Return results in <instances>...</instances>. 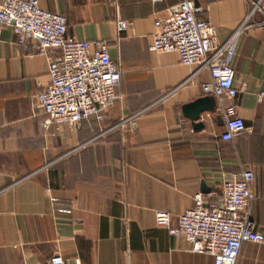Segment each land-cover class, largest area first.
Listing matches in <instances>:
<instances>
[{
	"label": "crops",
	"instance_id": "obj_1",
	"mask_svg": "<svg viewBox=\"0 0 264 264\" xmlns=\"http://www.w3.org/2000/svg\"><path fill=\"white\" fill-rule=\"evenodd\" d=\"M194 1L216 27L218 44L255 2L264 6V0ZM176 2L39 0L66 17L67 36L106 41L121 71L114 104L79 128L43 127L46 114L33 104L50 80L47 57L34 50L36 40L21 46L12 26L0 24V264H45L54 254L67 264H213L212 256L156 226L154 212H170L175 224L195 194L219 200L223 181L246 168L254 174L249 218L264 233V108L256 98L264 81L263 15L256 11L233 39L239 90L233 103L247 130L224 140L214 96V110L201 113L202 128L183 114L185 104L205 95L209 72L151 47L155 19ZM119 18L132 27L118 33ZM139 111L134 125L101 134ZM237 263L264 264V246L243 243Z\"/></svg>",
	"mask_w": 264,
	"mask_h": 264
},
{
	"label": "built area",
	"instance_id": "obj_2",
	"mask_svg": "<svg viewBox=\"0 0 264 264\" xmlns=\"http://www.w3.org/2000/svg\"><path fill=\"white\" fill-rule=\"evenodd\" d=\"M203 10L194 0H177L168 8L166 16L155 19L151 47L156 52H176L182 64L198 65L199 70L209 72L210 79L201 87L205 95L216 98V110L224 124L221 138L228 140L247 130L233 103L239 92L230 64L236 49L233 39L256 11L263 15L264 32V6L255 2L232 36L221 44L216 42V27L199 15ZM0 24L12 26L21 46H26L30 39L36 40L34 50L47 57L50 80L35 95L33 104L46 114L42 122L44 128L63 122L79 128L81 120L90 116L97 120L103 118L117 99L115 88L121 77L106 41L67 36L66 17L42 8L39 0H0ZM132 25V21L122 18L115 21L118 33ZM92 44H96L94 50L90 49ZM256 98L264 108V81ZM225 99L230 102L225 103ZM140 113L123 117L101 134L126 124L134 125ZM253 178V171L248 168L230 175L223 181L220 199L215 202L206 200L201 193L195 194L194 205L180 214L175 224L170 212L155 210V225L167 229L171 235L185 238L193 252L212 256L213 264H238L243 243L264 246V233L255 228L248 212L254 197L250 188ZM45 264L67 263L61 254H54ZM72 264L84 263L76 260Z\"/></svg>",
	"mask_w": 264,
	"mask_h": 264
},
{
	"label": "water",
	"instance_id": "obj_3",
	"mask_svg": "<svg viewBox=\"0 0 264 264\" xmlns=\"http://www.w3.org/2000/svg\"><path fill=\"white\" fill-rule=\"evenodd\" d=\"M214 106L215 102L213 98H211L209 95H204L188 104H185L183 106V114L193 122V126L195 128H202L204 122L201 120V113L213 111ZM201 191L204 193H209L210 189L204 183H202Z\"/></svg>",
	"mask_w": 264,
	"mask_h": 264
}]
</instances>
